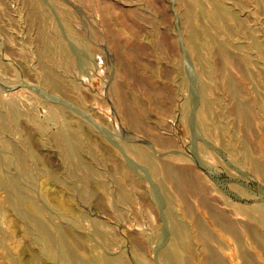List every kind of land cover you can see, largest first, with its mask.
<instances>
[{"label":"rangeland","instance_id":"obj_1","mask_svg":"<svg viewBox=\"0 0 264 264\" xmlns=\"http://www.w3.org/2000/svg\"><path fill=\"white\" fill-rule=\"evenodd\" d=\"M250 228L264 235V0H0V264H202L204 245L264 264Z\"/></svg>","mask_w":264,"mask_h":264},{"label":"bare ground","instance_id":"obj_2","mask_svg":"<svg viewBox=\"0 0 264 264\" xmlns=\"http://www.w3.org/2000/svg\"><path fill=\"white\" fill-rule=\"evenodd\" d=\"M211 15H212V13H211ZM223 47L224 46L219 44L217 46V51L216 52L221 57L222 61L224 60V62L227 64V62H229L231 60V58H230L229 54L226 52L227 50L225 48H223ZM229 85H230L231 95H232V97H235L237 95V89H236V87L234 86L233 83L229 82ZM236 98H237V96H236ZM236 98H235L234 110H235L237 116L240 118V120H245V118H247V107H246V105L244 103H242L241 101H239ZM163 174H164L165 180L167 182H169L170 184H172L173 188L182 197V200H184V196L186 194H194L196 192L195 185H194L193 181L191 180V178H190V176L188 174V171L181 170L179 168L174 167L172 164H168L167 163V164L163 165ZM8 188H12V191L14 190L13 189V185L11 186V184L9 185ZM209 202L210 201L201 199V203L200 204L206 210V213L209 214V217L212 220V222L214 223V225L218 226L219 228H221L225 232H227L229 234H232L236 239H239L238 235L234 232L233 223L229 220V218L227 216V213L225 211L216 209ZM183 206H184V209H185V211L187 213L191 212V211H189V208L186 207L185 201H183ZM23 215H24V213H23ZM195 226H196V230L198 232L199 239L201 241H203V240H205L206 238L209 237V233H208L207 229L205 228V226L201 222L196 221ZM38 231H39V229H38ZM248 232H249L248 233L249 237L251 238L252 241H254L255 243H259V244H264V235L261 234L260 232H258L257 229L250 228V230ZM75 244H77L76 241H75ZM170 245L171 246H170V249H168V251L170 252V255L172 257H175L174 259H178L179 252L181 250H188V248H189L188 244H187V240L185 241L183 239L179 240L178 243H173V244H170ZM62 248H61V250H62ZM203 252H204V256L201 259L202 260V264H220V261L217 258V256L206 245L203 246ZM166 253H164V254H166ZM246 254L244 252H242L241 256L243 258L247 259L248 256ZM180 256H182V254ZM179 259H180V257H179ZM175 262H176V260L174 261V264H175ZM111 263L114 264L115 262L114 263L111 262ZM177 264H181V262L177 261Z\"/></svg>","mask_w":264,"mask_h":264}]
</instances>
